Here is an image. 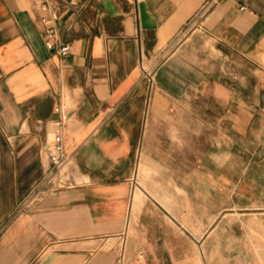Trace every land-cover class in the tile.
Listing matches in <instances>:
<instances>
[{"label":"crops","instance_id":"1","mask_svg":"<svg viewBox=\"0 0 264 264\" xmlns=\"http://www.w3.org/2000/svg\"><path fill=\"white\" fill-rule=\"evenodd\" d=\"M246 216L264 229V0H0V264H264Z\"/></svg>","mask_w":264,"mask_h":264},{"label":"built area","instance_id":"2","mask_svg":"<svg viewBox=\"0 0 264 264\" xmlns=\"http://www.w3.org/2000/svg\"><path fill=\"white\" fill-rule=\"evenodd\" d=\"M40 9L43 11L40 17V21L44 27V43L49 49H54L57 47V52L60 55H66L70 50V45L67 43H59L57 30L55 29V21L60 18V14L56 11L50 10L49 4L46 1H41L39 4ZM145 79L147 82L153 81V73L151 69H145ZM149 84V83H148ZM149 87V85H148ZM61 124V122H57ZM52 141L50 145L46 148L48 163L46 166V172L36 186V188L29 194L31 199H37V195L49 186H54L56 176L61 169V166L66 162L67 155L63 150V137L60 131H57L52 135Z\"/></svg>","mask_w":264,"mask_h":264},{"label":"rangeland","instance_id":"3","mask_svg":"<svg viewBox=\"0 0 264 264\" xmlns=\"http://www.w3.org/2000/svg\"><path fill=\"white\" fill-rule=\"evenodd\" d=\"M163 55V54H162ZM145 88H147V94H146V103H147V106H146V117L149 116L150 114V111H151V95H152V91H153V88L151 87L152 86V83L153 81L151 82H147V80H145ZM149 83V84H148ZM149 85V87H148ZM178 115H184L186 114V108H182V109H179V112L177 113ZM181 126H186L185 123H181ZM203 141V140H202ZM219 203V202H218ZM189 220H186V224L188 223ZM240 222H246V223H250V231H249V236L251 237H260V236H264V229H260L259 225H258V220L256 217L254 216H251L249 219L248 217H244V219L242 218H234V223H240ZM241 235L242 233H237V235ZM224 236H227V234L225 233ZM127 241V242H126ZM122 239L120 240L119 244H121L122 247L127 246V249L129 251V249L131 248L132 244H131V241L129 239ZM126 256H129V253L126 254ZM130 260V259H129Z\"/></svg>","mask_w":264,"mask_h":264},{"label":"water","instance_id":"4","mask_svg":"<svg viewBox=\"0 0 264 264\" xmlns=\"http://www.w3.org/2000/svg\"><path fill=\"white\" fill-rule=\"evenodd\" d=\"M139 12H140L141 27H143L144 29L155 28V22L151 16V13L148 12L144 2L139 3Z\"/></svg>","mask_w":264,"mask_h":264}]
</instances>
